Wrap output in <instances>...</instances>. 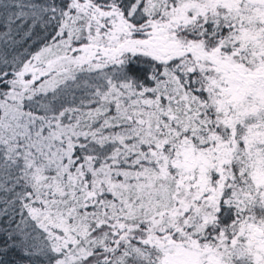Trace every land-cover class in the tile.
Instances as JSON below:
<instances>
[{
	"label": "snow or ice",
	"instance_id": "6c2138e0",
	"mask_svg": "<svg viewBox=\"0 0 264 264\" xmlns=\"http://www.w3.org/2000/svg\"><path fill=\"white\" fill-rule=\"evenodd\" d=\"M0 264H264V0H0Z\"/></svg>",
	"mask_w": 264,
	"mask_h": 264
}]
</instances>
